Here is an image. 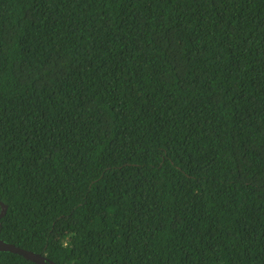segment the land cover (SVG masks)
Instances as JSON below:
<instances>
[{
  "label": "trees",
  "instance_id": "obj_1",
  "mask_svg": "<svg viewBox=\"0 0 264 264\" xmlns=\"http://www.w3.org/2000/svg\"><path fill=\"white\" fill-rule=\"evenodd\" d=\"M0 201L54 264H264V0H0Z\"/></svg>",
  "mask_w": 264,
  "mask_h": 264
},
{
  "label": "water",
  "instance_id": "obj_2",
  "mask_svg": "<svg viewBox=\"0 0 264 264\" xmlns=\"http://www.w3.org/2000/svg\"><path fill=\"white\" fill-rule=\"evenodd\" d=\"M0 218H2L7 210V205L0 201ZM0 250L1 251H10L22 255L24 258L35 262L36 264H54L53 261L49 260L47 257L41 253H37L31 250H27L16 246L12 243L6 242L0 238Z\"/></svg>",
  "mask_w": 264,
  "mask_h": 264
},
{
  "label": "clouds",
  "instance_id": "obj_3",
  "mask_svg": "<svg viewBox=\"0 0 264 264\" xmlns=\"http://www.w3.org/2000/svg\"><path fill=\"white\" fill-rule=\"evenodd\" d=\"M69 234H65L64 236L59 238V246L62 248H69L70 244L68 243V237Z\"/></svg>",
  "mask_w": 264,
  "mask_h": 264
}]
</instances>
